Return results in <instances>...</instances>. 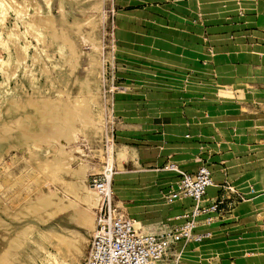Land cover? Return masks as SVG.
I'll list each match as a JSON object with an SVG mask.
<instances>
[{"label": "rangeland", "instance_id": "374dc122", "mask_svg": "<svg viewBox=\"0 0 264 264\" xmlns=\"http://www.w3.org/2000/svg\"><path fill=\"white\" fill-rule=\"evenodd\" d=\"M100 1H102L100 11L81 12L79 9L83 3L80 0H0V3L4 4V10L0 8V142L2 152L0 156V250L7 241L2 238V235L9 240L22 229L24 223L36 222L32 214L13 217L16 211L38 196V191L54 190L56 187L48 177V166L43 164L40 166L39 163V160L54 158V145L51 143L38 144L32 137L27 144H18L14 136L26 128V124L36 126L38 121L32 116L35 115L34 118L42 120L41 116L36 117L39 112H35L39 110L38 106L36 105L37 108H35L34 105L36 100L43 98L48 107L52 106L53 111L50 112L51 110L48 109L46 112L47 110H42V107L45 109L46 105L40 102L38 104L42 108L41 114L40 112L38 114L43 116L46 114L45 117L42 116L46 122L52 116H54L52 118L56 117L55 113H58L56 109L61 107L58 102H66L67 95H81L80 85L76 80L86 73L87 53L91 51L92 45L87 39L91 33H87V31L90 32L87 25L84 26L85 29L84 27L71 28L68 22L73 21L72 15L80 18H86L89 13L96 15L95 35L100 47L98 54L101 62L96 81L100 102L97 104L90 97L88 103L89 110L96 118L102 120L103 131L94 136L91 129L87 128L88 138L91 141L88 142L87 138L80 137L79 134V137L77 135L78 138L75 137L73 140V144L82 150V152L74 151V156L78 159H85L92 168L87 171L86 184L88 174L100 170L106 162L107 154L113 152L114 137L111 139V135L114 134L112 121H115V115L128 116L125 111L128 106L133 107L135 102L168 108L178 106L181 103V91L187 90L189 94L195 92L206 94L207 102L217 98L222 105L230 103L233 105L232 90L214 81L210 66L206 64L203 66L200 72L206 79L201 81L186 77V70L182 68L183 65L179 66V63L191 64L197 57L198 60L202 58L201 63L209 64L214 56L219 55L224 58L220 55L226 52L242 61L251 59L260 63L262 69L254 73L257 78L242 77L233 84L240 91V95L236 98L237 101H243L241 90L249 84L247 80L255 82L258 79V82H264V0H132V2L122 0L124 1L122 3L118 0ZM219 3H223L225 7L217 6ZM134 8L149 11L159 16L160 19L157 17L156 20H146L145 13L140 12L128 13L125 18L116 21L118 9L126 11ZM139 9L136 10L139 11ZM48 10L52 14L51 23L44 25L42 18L46 16ZM29 20L36 22L35 27L42 33V37L30 30ZM138 27L144 33L149 29L157 32V35L153 37V45L148 46L146 53H155L165 58L163 61H157L154 64L155 62L146 56L128 53L117 48L116 29L124 33L127 39L124 44L127 46L131 45L129 38L139 32ZM71 47L76 51L77 57L65 55ZM195 52L198 54L195 55ZM67 58L70 64L74 65L75 70L70 68L69 62L66 61ZM142 63H144L143 66L140 65ZM147 70L158 73V83L152 84L154 81L150 80V76L146 73ZM31 74L33 88L31 86L32 77L29 76ZM125 83H130L128 91L125 92L126 94L117 96L119 91L114 87L125 85ZM148 90H156L157 93L154 96L141 94L142 91ZM116 99H120V103L118 101V106H116L118 113L114 111L115 104L113 103ZM23 116H30L31 118L28 117L30 123L26 122ZM45 122H41L42 125ZM49 124H46V127L44 124V127L51 133L52 129ZM76 126L81 129L78 122ZM24 136L27 138L26 133ZM61 141L63 142V139ZM114 149L115 160L112 165L114 171L120 168L122 170L132 169L133 167L127 162L130 154H125L127 148L118 149L115 145ZM117 152H123V156L120 158ZM78 159L71 161L70 165L75 166ZM164 175L170 177L169 173H164ZM65 177L69 178V176ZM246 199L245 201L248 200ZM252 204L254 209L250 211V214L255 213L257 216L255 214L251 218L247 216L248 237H254L255 242L258 244L263 242L261 245H264V195L255 198ZM232 209L233 207L230 210ZM229 213L230 211L226 215ZM51 222V224L59 223L66 227H74L73 223H67L59 218ZM80 230L87 238L84 254L79 259V264H82L92 231L83 228ZM37 237V233L33 231L31 241L23 249L21 257L26 264H50V257L34 242ZM205 244L207 242L198 246L182 245L183 254L181 259L178 258V264H219V260L214 258L213 254L204 256V253L201 255L200 251L196 253L195 248H204ZM46 246L48 251L53 252L50 246L47 244ZM173 251L176 252V249ZM194 252L198 255L197 257Z\"/></svg>", "mask_w": 264, "mask_h": 264}, {"label": "crops", "instance_id": "0c3cea01", "mask_svg": "<svg viewBox=\"0 0 264 264\" xmlns=\"http://www.w3.org/2000/svg\"><path fill=\"white\" fill-rule=\"evenodd\" d=\"M118 1L122 3L125 0ZM219 5L221 8L225 7L223 3L217 4ZM136 9L139 8L126 11L143 12L146 20H156L159 17L141 9L134 11ZM119 10L124 9H118L116 17ZM116 30L117 34L118 29ZM196 54L198 53L195 52ZM220 56L224 58L219 55L214 56L209 64L201 63L202 58L198 60L196 57L191 64L178 65L184 66L182 68L186 70V77L201 81L206 77L200 71L205 64L210 66L214 81L232 90L233 105L232 103L222 105L217 98L207 102L208 97L204 93L189 94L187 90H182L181 103L178 106L168 108L135 102L132 107L133 115L114 114L116 119L113 123V145H117L118 149L127 148L125 154H130L127 162L133 167L129 170L120 168L115 171L123 174L129 171L134 173L131 184H125L121 191L113 189L115 204L121 213L133 219L128 211H141L142 208L138 207L141 201L151 200L154 192H157V195L165 193L177 179V173L167 169L170 163H174L178 169L186 172H195L201 163H205L211 170L213 183L206 190L203 205L216 197L219 185L224 182L243 193L248 200L237 203L228 215L227 213L220 216L213 215L214 218L208 225H200L197 228L198 231H209L210 237L199 243L178 242L175 249L180 254L179 248H183L182 245L198 246L207 242L204 248L196 247L195 250L200 251L201 255L204 253V256L213 254L212 256L219 260V264H264V245H261L263 242L258 244L254 237H248L246 223L247 216L251 218L255 214H250L254 209L252 202L255 198L264 195V82H258V79L255 82L247 80L249 84L241 90L243 101L236 100L240 91L234 87L235 85L233 86L242 77L257 78L254 73L259 72L262 65L251 59L242 61L237 57L233 58L229 52ZM161 59L165 58L161 57ZM153 62L156 64L157 61ZM140 65L143 66L144 63ZM146 73L150 76V80L155 82L152 84L158 83V73L151 70H147ZM129 84L125 83L128 89ZM148 91L157 93L156 90ZM148 91H142L141 94H147ZM119 100L116 99L113 104H117ZM117 155L121 158L123 152H117ZM164 173H169L170 177ZM148 175L152 176L151 179L144 181L143 178ZM162 177L168 180L163 186L160 182ZM250 188L254 193L249 194ZM123 191H128L129 194L131 192L132 196L129 199H121L120 194ZM120 201L128 206L124 208L119 205ZM168 205L155 204L152 207L156 214L144 220L156 225L155 228H150L156 230L163 224L169 226L178 224L180 220L176 219V216L190 209L192 202L182 199ZM204 217H200V220L203 221Z\"/></svg>", "mask_w": 264, "mask_h": 264}, {"label": "bare ground", "instance_id": "6f19581e", "mask_svg": "<svg viewBox=\"0 0 264 264\" xmlns=\"http://www.w3.org/2000/svg\"><path fill=\"white\" fill-rule=\"evenodd\" d=\"M80 1L83 3V6L79 9L81 12L101 10L102 1L100 0H80ZM130 1L132 2V0ZM24 7L26 9V6ZM0 8L1 10H4V4L0 3ZM129 12L124 11V10L118 11L117 22L119 21L120 18H124L125 14ZM51 17H52V14L50 10L46 11V16H43V18L41 17L42 19H44L42 24L50 25L51 19H52ZM72 18H73V21L68 22V25L71 28L73 27L83 28L85 25H87L90 28V32L87 31V33L88 34L91 33L89 34V38L87 39L88 41H90L92 45H91V51L87 53L88 54V66L86 68V73L83 77H80V78L78 77L76 80L78 81L80 85L79 91L81 95H78V96L77 95H74V96L67 95V97L65 98L67 100L66 102H62V103L58 102V104H60L61 107L58 110L56 109L58 113L54 112L56 114V117L52 118L54 117L52 116L49 119L47 118L48 120L46 122H45L46 119L43 118L45 117L46 114L44 116L40 115L41 114L40 110L43 108L42 110L44 111L47 110L46 112H48V109L50 111L52 109V106L48 104L49 106H51V108L48 107L46 105L47 102L45 104L44 103L45 100L43 98L36 100L34 105L35 106L37 105L38 108L37 106L36 107L34 106V107L39 110H36V109L34 110H36L35 111L36 113L37 111L40 112V114H38L39 112L36 114L37 115L36 117H38L39 115L41 116L42 120L44 119V121L42 120L39 121L38 119L34 118L35 115L33 114L34 116L31 115L33 119L38 121L36 123V126L33 127L31 124L30 125L26 124L25 125L26 128L20 130L14 136L18 144H27L28 140L30 139L32 140L33 138V139H36L38 144L39 143H46V144L51 143L54 145V155H53L54 158H52V160L50 159L39 160V163H40V166L41 164L48 166L49 168L48 177L50 181H52L56 185V187L54 188V190L48 189L47 191H42V190L38 191V196H35L32 200H30V202L24 205L22 209L17 210L15 215H13V217H17L16 215L27 216L29 214H32L36 222L24 223V226L22 227V229L17 231L16 235L13 238H10L9 240L8 238L2 235V238H4L7 241H6L5 246H3L2 249L0 250V264H26L25 261L22 259L21 255L23 254V251H24L23 249L25 248V246H27L28 243L31 241L30 237L33 231H35L38 235L37 239L34 240V242H36L38 246L44 249L45 254L48 255V257H50V260H51L50 264H74V263L79 264V259L84 254V245L87 242L86 236L83 234V232L80 229L83 228V229L92 231L94 227L95 207L97 206L99 197L85 183L87 171L92 168H91V165H89L85 161V159H82V158L78 159L74 156L73 154L74 151L79 150V148H77L76 145L73 144V140L75 137L78 138L80 135V137L83 136L87 138L88 142L91 141L90 138H88L89 133H87L88 132L87 128L91 129L92 135L94 136H97L99 133L103 131L102 120L101 119L99 120L98 118H96L94 114L89 110L90 106L88 103V99L90 97L91 99H93V102H96L97 104H99L100 102L99 101V88L96 85L97 74L99 73V65L101 62L99 58V54H98L100 47H99L98 39L95 35L97 18L95 14H90V13L87 15L86 18H80L75 15H72ZM35 24H36L35 21L29 20L28 26L34 34L42 37V33H40L39 30H37V28L35 27ZM138 29H139V32L135 33V35L132 38H129L131 39L130 41L131 45H127V46L124 44V41L127 40L125 36L123 35L124 33L117 32V38H118V40L116 39L118 41L117 48L125 52H128V53H133V54H137L140 56H146L148 59L153 60V61H163L161 57H159V55L157 56L154 53L152 54L146 53V49H149L148 46L153 45V37L157 35V32H154L152 29H150L149 31L144 33V32H141L140 27H138ZM75 53L76 51L74 50V48L71 47L69 48L68 54L65 53V55L66 56L75 55L77 57L76 55L77 53L76 54ZM33 57L35 58V60H37L35 56ZM66 61L69 62V59L67 58ZM75 61L77 62V59ZM70 68L74 69V65L70 64ZM29 76L32 77V74ZM31 86L32 88L34 86L33 77L31 81ZM121 86H123L124 88L122 90H119V92L116 94L117 96L118 94H122L128 90V87L126 85L121 84ZM155 94H156L155 91L154 92L148 91L146 95L154 96ZM41 100H44V101H41ZM31 101H34V100H31ZM46 101H47V98H46ZM39 102L42 104L44 103L48 108L46 109V106H45V109L44 107L42 108L41 106L39 107L38 105ZM122 102L124 101L122 100ZM116 106H118V103L115 104L114 106L115 107L114 111L118 113L119 111L116 109ZM151 106H155V105H151ZM44 111L43 113H46ZM52 111L53 110H51L50 112ZM125 113L128 116L133 115L132 105L131 107L130 106L127 107ZM28 117L23 116L26 122L30 120ZM41 122H45L44 123L45 127H46V124L50 123L49 125L52 129V132L49 133V131L44 127V124L42 125ZM76 122L80 124L81 129H79L76 126ZM28 123H30V121ZM38 124L39 125L41 124L42 126L41 125L39 126ZM24 133H26L27 138L26 136H24ZM61 138L63 139V142L61 141L62 140ZM79 151L82 152L81 149ZM108 154L106 156L107 157L106 162L108 164V168H111L113 167L112 166L113 165V159H112L113 152L111 151ZM1 155H2V152H1V142H0V156ZM76 159H78L77 160L78 163L75 166L70 165V162L71 161L74 162V160L76 161ZM61 173H64L65 175L62 176L60 175ZM133 175L134 173L132 171H129L126 174H123L120 172L116 173V171H114L111 174L112 176L111 177V190L113 194H114L113 189L121 191V188L124 187L125 184H131L130 182L133 180L132 179ZM65 176H69V178H66ZM151 177L152 176L148 175V176H145V178L143 179L144 181H147V180H150ZM167 181H168L167 179L162 177L160 180L161 186L167 184ZM210 186H212V184ZM131 196H132L131 192L129 194L128 191L127 192L123 191L120 194L121 199H129V197ZM118 204L122 205L124 208L128 206L127 204L124 205L122 201L118 202ZM155 204L169 206L168 204L170 203L164 198V193L157 195V192H154L151 200L141 201V203L138 204L139 209L142 208L141 211H137V212L132 211V210L128 211L130 216L133 217L132 220H133L134 227L136 229H140L144 232H155L157 230V229L155 230L153 228H150V227H155L156 225H152L150 222L147 223L144 221L145 219H147L146 217H150L156 214V211L152 210V207ZM56 218H59L62 221H66L67 223H73L74 227H66L59 223L51 224L52 223L51 221H54V219ZM0 224H1V221H0ZM46 244L53 249V252H50L47 250ZM179 249H180V254L176 250V255L178 256L179 259H181L182 254H183V248L181 247ZM198 252L199 251H197L196 253ZM196 253L194 252V255H196L197 257L198 255Z\"/></svg>", "mask_w": 264, "mask_h": 264}, {"label": "built area", "instance_id": "2783aa9c", "mask_svg": "<svg viewBox=\"0 0 264 264\" xmlns=\"http://www.w3.org/2000/svg\"><path fill=\"white\" fill-rule=\"evenodd\" d=\"M123 88L121 85L114 87L117 91ZM167 169L176 172L177 179L164 193V198L169 203L188 199L192 207L176 216L180 220L178 224H163L155 232L136 229L133 220L120 212L111 190L114 169L108 168L107 162L100 170L88 174L87 186L99 200L82 264H178V256L172 252L178 242L199 243L207 239L211 233L197 228L208 225L213 215L228 213L246 199L243 193L224 182L219 185L216 197L203 205L206 190L213 183L209 166L201 163L195 172H186L170 163ZM248 192L252 194L254 190L250 188ZM202 216H205L203 221L200 220Z\"/></svg>", "mask_w": 264, "mask_h": 264}]
</instances>
